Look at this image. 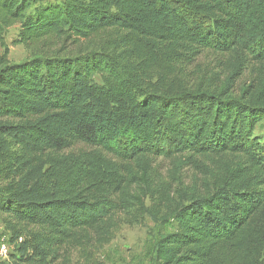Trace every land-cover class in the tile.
I'll return each mask as SVG.
<instances>
[{
  "label": "trees",
  "instance_id": "16d2710c",
  "mask_svg": "<svg viewBox=\"0 0 264 264\" xmlns=\"http://www.w3.org/2000/svg\"><path fill=\"white\" fill-rule=\"evenodd\" d=\"M15 46L29 58L10 63ZM205 56L215 65L196 67ZM262 120L264 0H0L12 264L99 252L121 213L175 222L152 264H264ZM201 158L228 161L191 188L152 185L158 162L176 172Z\"/></svg>",
  "mask_w": 264,
  "mask_h": 264
},
{
  "label": "rangeland",
  "instance_id": "374dc122",
  "mask_svg": "<svg viewBox=\"0 0 264 264\" xmlns=\"http://www.w3.org/2000/svg\"><path fill=\"white\" fill-rule=\"evenodd\" d=\"M14 34V29L8 31L6 36L8 42L13 38ZM29 56V53L22 46L9 48L8 60L10 63L24 61ZM215 63L212 56H205L199 58L195 65L200 69H204L208 64L210 65L209 67H213ZM253 134L264 140V120L255 126ZM197 161L199 163L196 164L198 167L182 166L176 169V172L168 161L158 162L153 167L150 175L152 185L156 189L161 188V186H165L166 189L167 187H174L176 180H180L184 186L191 188L190 186L194 179H208V173L215 170L220 162L228 161V158L214 159V161L208 160V158H201ZM167 190H171V188ZM116 218L120 220V225L109 245L99 252L90 253L89 256L86 254L82 255L78 251L61 252L54 264H152V245L158 234L171 233L176 230V224L173 221H169L163 227H158L148 218H144L142 222L137 224H128L131 223V220L127 214L121 213ZM11 244L12 248L8 257L0 259V263L12 264L15 263L13 262L16 261L15 259L19 258L16 244L14 242Z\"/></svg>",
  "mask_w": 264,
  "mask_h": 264
},
{
  "label": "built area",
  "instance_id": "2783aa9c",
  "mask_svg": "<svg viewBox=\"0 0 264 264\" xmlns=\"http://www.w3.org/2000/svg\"><path fill=\"white\" fill-rule=\"evenodd\" d=\"M20 241L21 239H18V242ZM11 248H12V244L10 242V235L4 233L0 227V259L7 258Z\"/></svg>",
  "mask_w": 264,
  "mask_h": 264
},
{
  "label": "crops",
  "instance_id": "0c3cea01",
  "mask_svg": "<svg viewBox=\"0 0 264 264\" xmlns=\"http://www.w3.org/2000/svg\"><path fill=\"white\" fill-rule=\"evenodd\" d=\"M11 30V29H10Z\"/></svg>",
  "mask_w": 264,
  "mask_h": 264
}]
</instances>
